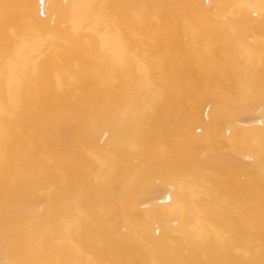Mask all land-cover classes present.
<instances>
[{
  "label": "bare ground",
  "instance_id": "obj_1",
  "mask_svg": "<svg viewBox=\"0 0 264 264\" xmlns=\"http://www.w3.org/2000/svg\"><path fill=\"white\" fill-rule=\"evenodd\" d=\"M0 264H264V0H0Z\"/></svg>",
  "mask_w": 264,
  "mask_h": 264
}]
</instances>
